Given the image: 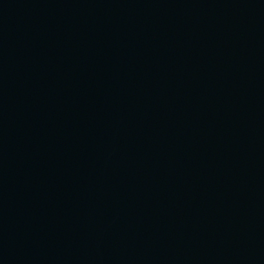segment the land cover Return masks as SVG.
Masks as SVG:
<instances>
[{"label": "water", "instance_id": "95a60500", "mask_svg": "<svg viewBox=\"0 0 264 264\" xmlns=\"http://www.w3.org/2000/svg\"><path fill=\"white\" fill-rule=\"evenodd\" d=\"M0 264H264V0H0Z\"/></svg>", "mask_w": 264, "mask_h": 264}]
</instances>
